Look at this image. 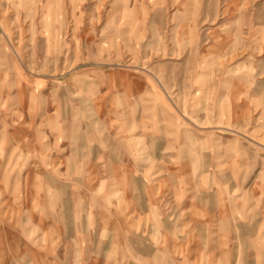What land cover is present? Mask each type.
Segmentation results:
<instances>
[{
    "label": "rangeland",
    "instance_id": "1",
    "mask_svg": "<svg viewBox=\"0 0 264 264\" xmlns=\"http://www.w3.org/2000/svg\"><path fill=\"white\" fill-rule=\"evenodd\" d=\"M263 24L264 0H0V63L9 82L16 73L23 82L34 75L39 91L48 81L55 111L49 129L57 138L79 126V114L61 108L70 112L79 100L85 107L96 100L79 99V88L89 89L79 84V71H110V88L158 91L181 123V170L208 173L195 179L196 199L228 203L233 224L223 227L224 245L245 254L252 242L242 238L257 232L264 248V225L236 224L264 218ZM90 78L91 89L108 79ZM161 138L170 144L171 131ZM168 148L161 166L170 162ZM188 185L187 177L175 184L182 204ZM67 208V257H53L54 243L37 244L49 249L38 263H86L77 250L87 243L76 237L94 229L89 218L83 225L74 205Z\"/></svg>",
    "mask_w": 264,
    "mask_h": 264
},
{
    "label": "crops",
    "instance_id": "2",
    "mask_svg": "<svg viewBox=\"0 0 264 264\" xmlns=\"http://www.w3.org/2000/svg\"><path fill=\"white\" fill-rule=\"evenodd\" d=\"M261 29L264 38V24ZM109 74L79 71V84L89 87L79 88V99L96 100L91 107L79 100L70 112L61 108L62 114H79V126L57 138L49 129L55 111L48 81L39 91L34 75L23 82L16 73L9 82L0 63V264H40L37 258L49 256L42 248L51 243L57 245L53 257H67L68 205L94 229L76 237L87 243L77 250L83 263L264 264L258 232L242 238L252 242L250 252L225 248L223 227L233 224L228 203L196 199L195 179L208 173L181 170V123L162 95L131 84L110 88ZM106 75L103 88H90V77ZM169 130L165 144L161 137ZM165 146L170 162L161 166ZM182 177L189 184L183 204L174 197ZM185 210L187 218H181ZM248 221L236 224L264 225V218Z\"/></svg>",
    "mask_w": 264,
    "mask_h": 264
},
{
    "label": "bare ground",
    "instance_id": "3",
    "mask_svg": "<svg viewBox=\"0 0 264 264\" xmlns=\"http://www.w3.org/2000/svg\"><path fill=\"white\" fill-rule=\"evenodd\" d=\"M203 228V227H202ZM108 231V230H107ZM104 236V235H103ZM104 238V237H103ZM97 241V240H96ZM205 241V240H204ZM54 242V241H53ZM204 243V242H203ZM54 244H56V243H54ZM102 246V245H101ZM103 256H104V254H103Z\"/></svg>",
    "mask_w": 264,
    "mask_h": 264
}]
</instances>
